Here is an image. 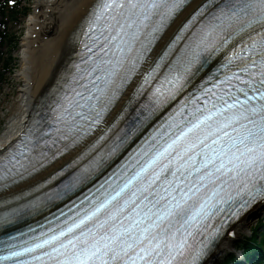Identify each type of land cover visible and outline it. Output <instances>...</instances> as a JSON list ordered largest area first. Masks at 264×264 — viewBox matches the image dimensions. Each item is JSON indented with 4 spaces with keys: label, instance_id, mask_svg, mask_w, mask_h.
Here are the masks:
<instances>
[{
    "label": "snow or ice",
    "instance_id": "6c2138e0",
    "mask_svg": "<svg viewBox=\"0 0 264 264\" xmlns=\"http://www.w3.org/2000/svg\"><path fill=\"white\" fill-rule=\"evenodd\" d=\"M184 7L96 0L48 114L0 152V227L44 219L0 242V264H200L209 221L264 199V0H203L145 68ZM138 74L147 115L175 107L101 181L136 132L118 129L123 113L101 125Z\"/></svg>",
    "mask_w": 264,
    "mask_h": 264
},
{
    "label": "bare ground",
    "instance_id": "6f19581e",
    "mask_svg": "<svg viewBox=\"0 0 264 264\" xmlns=\"http://www.w3.org/2000/svg\"><path fill=\"white\" fill-rule=\"evenodd\" d=\"M202 2L203 0H193L180 12L154 48L152 59L181 22ZM95 3L96 0L37 1L35 12L27 23V33L21 43L22 67L16 77L17 81L22 83L14 102L10 105L7 125L0 134V152L19 138L32 114L39 111L42 106H47L49 98L56 94L65 75L70 71V66L75 63L81 32ZM132 88L133 86L116 104L107 125L127 104ZM83 147L84 145L79 146L56 160L48 170H59L61 166L70 164ZM249 220L247 214L232 226L216 243L203 264H215L220 255L232 248L233 242L247 231Z\"/></svg>",
    "mask_w": 264,
    "mask_h": 264
},
{
    "label": "rangeland",
    "instance_id": "374dc122",
    "mask_svg": "<svg viewBox=\"0 0 264 264\" xmlns=\"http://www.w3.org/2000/svg\"><path fill=\"white\" fill-rule=\"evenodd\" d=\"M38 0H23L20 13L16 15L15 19H9L7 26L9 28L10 35L14 38L12 44L3 48V52L14 55V61L9 67V71H6L0 79V134L3 132L7 125L10 105L14 102L18 89L22 82L17 81V74L22 67L21 61V43L23 37L27 33V23L31 15L35 12V5ZM26 15L23 16V13ZM16 46V47H15ZM7 57V56H6ZM255 220H250L247 231L242 235H250L251 227L255 225ZM234 250V247L229 248L225 253L219 256L215 264H219L220 261L227 255L229 251Z\"/></svg>",
    "mask_w": 264,
    "mask_h": 264
},
{
    "label": "trees",
    "instance_id": "16d2710c",
    "mask_svg": "<svg viewBox=\"0 0 264 264\" xmlns=\"http://www.w3.org/2000/svg\"><path fill=\"white\" fill-rule=\"evenodd\" d=\"M243 246L245 248V250H249L251 248H254L255 246H264V237L263 239L259 242L258 241V235L255 234L251 239L243 242ZM228 262V261H227ZM227 262H225V264H227Z\"/></svg>",
    "mask_w": 264,
    "mask_h": 264
}]
</instances>
